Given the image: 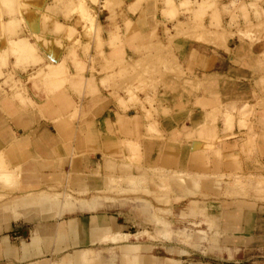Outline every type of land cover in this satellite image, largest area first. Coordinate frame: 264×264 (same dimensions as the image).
I'll return each mask as SVG.
<instances>
[{
	"label": "crops",
	"instance_id": "obj_1",
	"mask_svg": "<svg viewBox=\"0 0 264 264\" xmlns=\"http://www.w3.org/2000/svg\"><path fill=\"white\" fill-rule=\"evenodd\" d=\"M114 1L117 8L108 0H0V161L16 182L0 172V204L9 200L0 205V264H264V202L215 201L211 191L220 179H264L262 53L239 37L218 47L188 25L177 37L185 22L164 17L153 0ZM82 17L99 23L90 40ZM15 44L34 46L41 63L23 72ZM167 48L169 60L144 59ZM71 50L77 58L64 62ZM148 62L157 67L151 86L118 87ZM142 178L168 188L180 200L175 211L207 196L197 200L207 221L191 225L216 227L211 254L180 248L174 237L133 242L130 217L111 198L40 203L68 195L52 192L60 187L130 191L125 181ZM35 207L59 217L32 224L25 212Z\"/></svg>",
	"mask_w": 264,
	"mask_h": 264
},
{
	"label": "rangeland",
	"instance_id": "obj_2",
	"mask_svg": "<svg viewBox=\"0 0 264 264\" xmlns=\"http://www.w3.org/2000/svg\"><path fill=\"white\" fill-rule=\"evenodd\" d=\"M108 1L112 7H118L114 0ZM153 1L164 7L165 10L161 11V14L164 17L175 19L177 16H180V20L185 22L183 24H177L179 26L177 37L186 36L183 30H186L188 25V29H191L194 32H201L198 33L200 34L197 37L198 39L203 37L202 32H204V35L208 39L214 41L215 45L219 47V41L225 43L230 37H239L257 47L264 57V0ZM92 14L93 13H91V15ZM87 18L88 19H84L82 17L81 20L83 23V40L84 38L90 40L93 37L95 29L99 27V23L95 25L94 19L91 22L89 17ZM74 36H77V34H71L68 36L70 46H74ZM32 38L35 43L43 44V47L47 48L51 45V42L47 43L37 37ZM171 41H168L167 45H169ZM14 47L15 52L13 54L18 56L17 66L21 68L23 72H26L30 67L32 68L30 65L41 63V61H38L35 58L37 51H35L34 46L27 44L25 48L20 47L19 49L17 44H15ZM77 48H79V43ZM167 50L168 48L149 53L144 59L155 62H159L161 59L169 60L170 54H167V52L165 53ZM81 51L82 57L89 56L88 46L83 47ZM78 53L71 50L69 54H65L63 61H73L77 58ZM99 57H101V55H99ZM156 69L157 67L152 62L145 64V67L131 68L129 69L130 74H128L127 80H124V83L118 87H125L129 89L131 93L136 90L138 91V87L147 88L152 85L149 80ZM43 70V68L39 69L35 75L42 76ZM90 70L92 74L94 70ZM84 71L85 69H82V72ZM54 73L55 72L51 70L49 75L52 76ZM65 74L66 71L61 72V75ZM50 85L52 87V84ZM54 85V87H57L61 84L57 83ZM0 172L2 179H5L9 185L14 186L16 184L15 180L10 176L11 173L8 172L2 161H0ZM179 181H181L180 183H183L182 180L179 179ZM161 182L166 186L167 180H162ZM125 183L131 188L130 191L123 190V187L119 184H107L104 189L98 193L88 192L85 194L75 193L69 187H60L59 189L52 190V192L66 193L68 196L56 195L52 196L51 199L55 201L70 200L73 202V198L89 199L92 196H97L101 198V201H107V199L104 200V198H111L110 201L112 203H117L115 205L120 207L118 209H126L125 214L129 215L131 225H133L131 231L137 233L135 238H131L133 242L137 243L138 239H140V241H154L156 238L159 239L162 236V238L165 239L174 237V239L179 242V247L183 249L188 247L194 248L201 251L204 255H209L215 250V248L210 247V236L216 231V227L209 228L208 226H201L200 228H195V226L191 225V223L207 221L205 218V215H207L206 210H201V208H203V203L201 202L208 199L206 195L196 194L193 203H186L187 205H182V207L179 205L177 207V210L179 211H175V209H173V204L178 203L180 200H174L171 197L168 188L154 187L153 184L148 186L147 181L143 178L126 180ZM110 187H114V189L109 191ZM214 188L211 187V191H213L212 199L215 201L229 198L234 199L237 197L238 199L246 201L264 202V179H238L235 181L230 179L224 181L220 179L216 181ZM2 198L8 199L14 197L6 196ZM198 198H201L203 201H197ZM8 201L9 200H7L6 203ZM6 203L3 202L2 204ZM192 209L194 210V213H192ZM55 210L56 209L53 208L46 213L35 207L33 210H28L25 213L28 215L29 221H31L32 224H36L43 219L58 218L59 216L45 217V214L52 215V213L56 212ZM4 213H7L5 208L0 207V214ZM159 230H161L160 234L158 233ZM197 230H203L204 234L196 233ZM187 234H190L192 239L189 240L185 238ZM173 235L182 238H177ZM193 242L194 244H191ZM129 243H131V241ZM258 260L264 261L262 258ZM249 262L251 261L244 262V264H250Z\"/></svg>",
	"mask_w": 264,
	"mask_h": 264
},
{
	"label": "bare ground",
	"instance_id": "obj_3",
	"mask_svg": "<svg viewBox=\"0 0 264 264\" xmlns=\"http://www.w3.org/2000/svg\"><path fill=\"white\" fill-rule=\"evenodd\" d=\"M196 188V187H195ZM45 194V193H44ZM43 194V195H44ZM47 194V193H46ZM39 195H41V194H39ZM38 195V196H39ZM48 195V194H47ZM51 195V194H50ZM32 196V195H31ZM62 196V195H61ZM68 196V195H67ZM25 197V196H24ZM63 198H64V196H63ZM66 198V197H65ZM69 198V197H68ZM67 198V199H68ZM61 199V198H60ZM70 199V198H69ZM19 201V200H18ZM58 201V200H57ZM113 201V200H112ZM60 202V201H59ZM40 203L41 204H43V206H45V207H47V206H52V204L53 203H56V201L55 200H52L51 199V197L49 196V197H46V198H41L40 199ZM63 204H64V207H66V208H70L71 207V201L70 200H66V201H63ZM16 215H18V214H16ZM19 216V215H18ZM18 216H16V218L18 217ZM13 218H14V216H13ZM160 221H162V220H160ZM159 223H161V222H159ZM128 236V235H127ZM126 236V237H127Z\"/></svg>",
	"mask_w": 264,
	"mask_h": 264
}]
</instances>
